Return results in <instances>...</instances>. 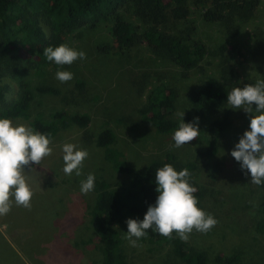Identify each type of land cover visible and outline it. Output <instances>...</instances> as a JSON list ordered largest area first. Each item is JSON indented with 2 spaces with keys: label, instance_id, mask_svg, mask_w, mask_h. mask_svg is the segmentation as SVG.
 <instances>
[{
  "label": "rangeland",
  "instance_id": "1",
  "mask_svg": "<svg viewBox=\"0 0 264 264\" xmlns=\"http://www.w3.org/2000/svg\"><path fill=\"white\" fill-rule=\"evenodd\" d=\"M208 1L203 0L205 6ZM235 1L254 8L251 11L229 9V19L214 24L204 22L198 11L190 9L188 20L183 26L184 37L201 41L206 49L204 59L192 70L178 69L142 44L126 52H118L108 31V24H101L95 29L80 28L60 43L83 51L86 59H78L70 66L49 67L43 75L34 70H26L23 62L17 63L16 59L6 64L0 62V72L4 74L0 84L7 88L6 103L13 101L22 87L34 90L48 85L60 91L58 97L34 91L31 116L39 112L48 115L62 108L67 102L61 103V99L70 93L78 96L69 107L90 116L88 135L94 137L100 127H109L116 135L115 147L122 152L132 170L143 169L151 159L165 160L167 155L175 156V164L194 163L197 168L190 173V180L202 191L198 207L211 214L218 223L207 234L194 230L186 243L205 252L208 264H213L216 257L234 255L239 258L235 264H264V234L257 231V225L263 219L258 205L264 195V185L252 184L250 174L246 175V170H242L240 163L230 154L243 133L249 130L250 115L243 109H231L226 102L207 114L204 120L198 121L200 135L196 140L175 148L173 136H157L146 122H142L139 114L149 88L157 83V79L166 83L174 94L173 117L179 124L181 117L178 113L181 112H185L184 122L190 123L192 110L187 95L197 90L208 76L216 78L229 92L234 87L254 85L257 80H264V0H226L232 6ZM130 11L127 7L122 9V13L133 23L138 36H141L147 25ZM19 56L24 58L23 53H19ZM60 70L72 72L73 79L67 83L58 81L56 72ZM79 80L84 82L81 95H77L74 89ZM216 118L224 121L219 152L214 158L202 161L197 157V151L204 149L207 144L205 125L208 120ZM82 145L89 155L80 176L75 173L66 175L63 172V161L50 167L52 185L57 187V192L69 193L68 201L72 194H79L89 202L93 192L84 195L80 191L81 181L86 180L89 173L94 174L95 180L106 182L111 189H121L128 185L130 176L115 173L103 160L100 149L87 143ZM174 168L180 171L178 167ZM25 171L28 172L25 177L31 175L26 179L33 192L31 208L14 204L4 219L9 220V227H16L20 232L16 228L7 231L4 226H0L1 236L11 243L26 264H72L66 262V257H48V250L39 255L44 244L41 243V230L37 225L42 221L36 223L35 213L46 202L41 197L46 183L35 181L39 177L37 169L25 168ZM52 208L53 212L61 213L64 211V202L59 201ZM86 221V227L91 229L87 218ZM118 230L131 264H178L168 258L166 249H153L147 243V237L138 240V247H132L125 238L128 230L126 222L120 224ZM54 248H66V245L61 242V245L55 244ZM86 258L90 260L94 256L90 253Z\"/></svg>",
  "mask_w": 264,
  "mask_h": 264
},
{
  "label": "trees",
  "instance_id": "2",
  "mask_svg": "<svg viewBox=\"0 0 264 264\" xmlns=\"http://www.w3.org/2000/svg\"><path fill=\"white\" fill-rule=\"evenodd\" d=\"M206 6L203 0H0V62L6 64L16 59L17 63L23 62L26 70H34L43 75L47 68L59 67L47 61L43 55L44 48L59 46L66 36L80 28L95 29L101 24H108V31L118 52L123 53L142 44L178 69L192 70L204 59L206 49L201 41L184 37L183 26L188 20L190 9L198 11L204 22L214 24L228 20L229 9L251 11L254 8L241 5L238 1L232 6L226 0H209ZM124 7L147 25L141 36H138L133 23L122 13ZM19 53H23L24 58H19ZM3 77L4 74L0 72V83ZM74 89L77 95L83 94L84 82L76 81ZM34 91L53 97L60 95L57 88L48 85L34 90L22 87L17 97L6 103L7 88L0 84V103L3 105L0 118L10 119L17 125L25 124L52 139V155L45 157L41 165H32L39 172L35 181L46 183L41 197L47 203L44 202L39 208L41 210L35 213L36 223L42 221L37 225L41 230V243L44 244L39 255L48 250V257H66V262L72 264H131L123 249L118 226L129 218H143L148 206L155 203L158 195L155 191L157 169L171 164L179 170L187 168L193 173L197 166L191 162L175 164V156L167 155L165 160L151 159L143 169L132 170L122 152L115 147L116 135L109 127H100L94 137L88 135L90 116L69 107L78 96L70 93L61 99V103L67 102V107L64 105L48 115L39 112L31 116ZM228 93V88L216 78L208 76L197 90L187 95L192 110L189 121L193 122L196 117H199V121L204 120L207 114L227 102ZM174 111L175 97L172 90L161 79H157L139 109L142 122H146L157 136L170 138L179 127L173 117ZM223 128L224 121L219 118L207 121V144L204 149L197 151L200 160L208 161L219 152ZM65 143H72L81 150L85 148L83 143L100 149L103 160L115 173L130 176L128 185L121 189H111L106 182L95 180L93 197L89 202L79 194H72L68 201L69 193L55 190L57 187L52 185L50 171L54 163L63 161L62 146ZM25 174L28 172L25 171ZM30 176L27 175L26 179ZM189 182L197 189L194 195L197 199L201 198L202 191L192 180ZM59 201L64 202V211L67 209L65 213L52 211V207ZM258 210L263 219L258 223L257 231L264 234V195ZM4 216H0V226H4L7 231L15 229L9 227L10 222ZM86 218L91 229L86 227ZM146 237L153 249H166L168 258L178 264L209 262L205 252L190 247L175 233L172 239H168L149 230ZM61 242L66 248H54L55 244L61 245ZM90 253L94 259L88 260L86 257ZM238 261V256L234 255L216 257L212 263L235 264ZM0 264H26L1 234Z\"/></svg>",
  "mask_w": 264,
  "mask_h": 264
},
{
  "label": "clouds",
  "instance_id": "3",
  "mask_svg": "<svg viewBox=\"0 0 264 264\" xmlns=\"http://www.w3.org/2000/svg\"><path fill=\"white\" fill-rule=\"evenodd\" d=\"M47 61L58 66L72 65L78 59H86L83 51H77L66 44L43 49ZM56 79L67 83L73 79L70 71H57ZM227 103L233 110H240L250 115L249 130H246L231 151V156L240 163L246 175L250 174L251 183L264 185V80L234 87L227 95ZM255 105V107H253ZM255 113V114H254ZM185 112L178 113L181 123L173 134L175 148H181L200 135L199 117L185 123ZM50 136L34 131L25 124L14 125L10 119L0 118V216L7 215L13 205L31 208L33 192L24 175L25 168L41 165L45 157L52 155ZM63 172L71 176L82 174L84 161L89 153L77 149L72 143L62 146ZM187 168L177 171L171 164H165L155 172V191L158 194L153 205H149L143 220L129 218L126 239L132 247H138V240L148 235L149 230L168 239L173 234L183 242L189 240L195 230L207 234L218 221L198 207L194 195L197 189L189 182ZM95 176L89 173L81 181L80 191L87 195L94 190Z\"/></svg>",
  "mask_w": 264,
  "mask_h": 264
},
{
  "label": "crops",
  "instance_id": "4",
  "mask_svg": "<svg viewBox=\"0 0 264 264\" xmlns=\"http://www.w3.org/2000/svg\"><path fill=\"white\" fill-rule=\"evenodd\" d=\"M7 241V240H6ZM8 242V241H7ZM10 245H11V243L10 242H8Z\"/></svg>",
  "mask_w": 264,
  "mask_h": 264
}]
</instances>
